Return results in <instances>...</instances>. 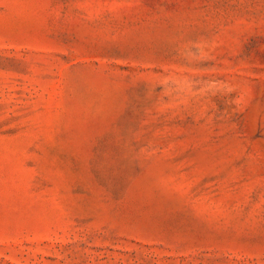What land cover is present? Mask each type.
<instances>
[{
	"label": "rangeland",
	"instance_id": "rangeland-1",
	"mask_svg": "<svg viewBox=\"0 0 264 264\" xmlns=\"http://www.w3.org/2000/svg\"><path fill=\"white\" fill-rule=\"evenodd\" d=\"M0 264H264V0H0Z\"/></svg>",
	"mask_w": 264,
	"mask_h": 264
}]
</instances>
